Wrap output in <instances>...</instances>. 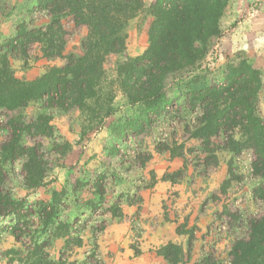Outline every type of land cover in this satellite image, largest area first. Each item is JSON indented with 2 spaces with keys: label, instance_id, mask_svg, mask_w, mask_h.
Segmentation results:
<instances>
[{
  "label": "rangeland",
  "instance_id": "rangeland-1",
  "mask_svg": "<svg viewBox=\"0 0 264 264\" xmlns=\"http://www.w3.org/2000/svg\"><path fill=\"white\" fill-rule=\"evenodd\" d=\"M152 2L144 0L142 11L128 21L126 49L107 57L94 98L69 110L46 107L44 101L0 109V143L8 139L10 124L19 122L24 143L37 145L46 164L45 172L28 178L24 157L17 159L5 168L4 189L30 204L51 200L58 192L62 221L51 231L56 235L24 224L26 232L17 241L14 216H0V264H23L36 235L39 243L48 244L46 251L56 262L67 249L65 264H154L151 235L161 226L156 264H172L162 253L174 229L185 234L178 241L184 250L178 264H231L234 243L249 235L250 220L264 212V201L255 193L261 179L252 170L253 150L234 155L223 148L224 134L213 139L212 152L204 149L191 137L197 114L183 97L145 130L118 137L116 126L140 112L121 89L118 65L147 48ZM6 21L14 30L24 24L36 28L48 16L35 10V0H0V28ZM63 22L69 32L66 55L82 53V43L91 38L89 29L76 26L71 17ZM220 24L222 33L206 43L200 71L220 81L227 63L248 59L261 71L258 109L264 117V0H229ZM9 37L0 32V47ZM36 43L31 44L28 65L21 58L11 59L17 77L32 80L26 71L41 70L37 78L66 62L40 56ZM180 82L169 86L174 97ZM40 116L53 127L52 134L29 129ZM34 211L27 218L30 223L38 221L39 206Z\"/></svg>",
  "mask_w": 264,
  "mask_h": 264
},
{
  "label": "trees",
  "instance_id": "trees-1",
  "mask_svg": "<svg viewBox=\"0 0 264 264\" xmlns=\"http://www.w3.org/2000/svg\"><path fill=\"white\" fill-rule=\"evenodd\" d=\"M228 2L153 0L149 7L153 19L147 48L119 63L117 69L121 89L133 106L140 107V112L118 124L116 129L119 138L128 136L129 132H141L157 117L168 114L177 98L183 97L189 110L197 114L192 131L190 127L188 131L204 149L212 152L213 139L224 134L223 148L234 155L245 149L253 150L252 170L261 179L255 193L264 201V117L258 109L263 86L261 71L246 58L227 63L220 81L200 71L207 41L222 33L220 22ZM143 8L144 0H35V10L46 13L47 23L36 28L27 24L18 27L0 47V109L12 111L28 106L31 101H44L46 107L69 110L74 104L94 98L107 57L126 49V25ZM64 17H71L76 26L89 28L91 38L82 43L80 54L65 53L69 32ZM35 42L40 56L48 60L61 57L66 62L62 66L53 65L35 79L19 78L12 69L11 59L21 58L28 65L30 47ZM177 79L181 82L174 97L169 86ZM110 114L107 111V116ZM10 126L8 139L0 143V216H14L12 231L20 241L26 232L24 224L46 233L57 230L62 221L58 192H54L51 200L30 204L4 189L5 168L21 157L28 178L46 171L38 146H28L23 141L24 126L19 122ZM28 127L44 135L53 132V127L41 116ZM37 206L38 221L34 218L30 223L27 218L36 214ZM249 228V235L234 243L231 264H264V212L250 220ZM34 239L33 246L26 247L23 264H65V252L69 250H63L56 262L46 251L48 244L39 243L38 235ZM183 252L178 244L169 242L162 254L172 264H178Z\"/></svg>",
  "mask_w": 264,
  "mask_h": 264
},
{
  "label": "crops",
  "instance_id": "crops-1",
  "mask_svg": "<svg viewBox=\"0 0 264 264\" xmlns=\"http://www.w3.org/2000/svg\"><path fill=\"white\" fill-rule=\"evenodd\" d=\"M8 22V24H6ZM9 22L10 21H6V23L4 24L3 23V25H2V27L0 28V32L2 31V32H4V35H7V36H11L12 34H14V32H15V30L12 28V26H10L11 24H9ZM80 26H84V25H80ZM84 27H87V26H84ZM88 28V27H87ZM89 29V28H88ZM47 59V58H46ZM48 60V59H47ZM50 62H54L55 60H49ZM65 64V63H64ZM61 65V64H60ZM38 70H39V68H38ZM39 71H41V70H39ZM39 71H37L36 73H33V71H31V69L30 70H28V71H26L25 72V74H26V78L27 79H35V77H36V75L35 74H39L40 75V73H39ZM33 75V76H32ZM128 208H130L128 211L129 212H132L133 210H132V208H133V205H129L128 206ZM163 229V226H161L157 231H154L153 233H152V239L151 240H153L154 242H153V244H154V247L152 248V259H154V264H156L157 263V260H158V258H159V255L157 254V252L155 251V249L157 248L156 246V244H158V241H157V238H159V234H158V231L159 230H162ZM183 235H185V234H183V233H181V232H177L175 229L174 230H172V233L171 234H169V236L168 237H166V239H167V241H171V242H173V243H176V244H181L180 242H181V238H183ZM154 237V238H153ZM166 241V242H167ZM178 241H180L179 243H178ZM180 246V245H179ZM190 247V246H189ZM192 247V246H191ZM153 262V261H152Z\"/></svg>",
  "mask_w": 264,
  "mask_h": 264
}]
</instances>
